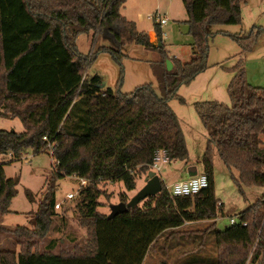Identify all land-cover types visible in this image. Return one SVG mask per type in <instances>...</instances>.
<instances>
[{
    "label": "trees",
    "instance_id": "16d2710c",
    "mask_svg": "<svg viewBox=\"0 0 264 264\" xmlns=\"http://www.w3.org/2000/svg\"><path fill=\"white\" fill-rule=\"evenodd\" d=\"M124 1L105 0L101 7L97 0H0V64L9 71L5 88H0V118L20 117L25 125L23 132L0 129V157H12L0 163V216L10 212L20 181L7 176L6 163L23 158L29 150H47L51 143L55 174H76L88 180L79 191L77 206L89 223L92 240L86 252L76 254L56 252L51 247L35 249L33 239L47 236L57 214L52 186L40 201L33 226L0 224V234L13 236L20 244V252L0 248V264H143L148 252L158 250L160 238L168 230L172 231L170 236L193 232L180 228L185 221L205 218L215 219L203 231L214 230L215 264H262L264 214L258 215L257 208L264 206V196L239 214V222L223 229L216 226V218L224 212L214 194L215 149L227 168L238 172L233 179L241 191L248 186H264V87L247 80L243 58L231 67L235 71L229 84L231 104L218 100L195 103L208 133L203 164L209 187L198 194L174 198L164 188L148 199L157 198L163 211L136 207L109 217L99 210L100 182L122 180L132 190L136 177L151 169L160 149H165L171 159L189 157L183 126L170 101H185L179 94L181 84L209 66L212 27L240 24L245 0H183L194 39L190 61L169 55L160 26H156L161 40L158 45L148 33L137 29L135 21L122 16L118 10ZM91 30L94 34L106 31L105 37L112 42L115 33H122L135 44L157 50L161 61L153 67L162 94L153 83L124 92L101 88L99 74L85 76L95 54L89 59L80 53L71 37ZM261 33L252 27L245 34L232 36L247 51ZM119 44L100 46L98 51L106 49L120 59L126 54ZM168 59L173 62L172 70L167 68ZM14 62L19 63L15 66ZM27 194L33 199L31 191ZM174 199L180 211L175 209Z\"/></svg>",
    "mask_w": 264,
    "mask_h": 264
},
{
    "label": "rangeland",
    "instance_id": "374dc122",
    "mask_svg": "<svg viewBox=\"0 0 264 264\" xmlns=\"http://www.w3.org/2000/svg\"><path fill=\"white\" fill-rule=\"evenodd\" d=\"M118 11L127 19L135 21L139 30L146 32L155 29V22H158L150 18V15L158 12L160 15L168 16L170 22L162 28L164 44L168 50H171L172 57L177 54L184 60H191L193 55H187V50L193 38L186 22L188 13L183 0H125ZM252 27L261 29L262 33L250 50L243 51L231 34H245ZM212 29L214 35L209 43L208 70L195 88H193V84L182 86L180 93L185 94L187 104H182L178 99L170 101L182 119L189 157L186 160L172 159L162 166L159 174L164 181V188L166 184L187 177V165L196 164L199 166L200 172L204 171L203 157L208 145V133L193 102L208 99L231 104L229 84L235 75V71L231 67L237 65L240 58H243L244 61L247 80L255 86L264 87V0H245L242 4V22L240 24L217 25ZM105 33H102L101 30L95 35L84 33L81 36L80 50L89 56L95 54V58L88 66L87 74L98 73L103 77L107 88H120L124 92L133 90L138 84L152 82L157 92L162 94L158 77L150 64L155 54L145 47L133 43L125 34L117 32L116 35L115 33V39L112 42L113 40L109 41V38H105ZM100 39H106L104 45H112V47H115V43L118 47L117 44L120 42L121 51L128 56L116 59L106 49L98 51L103 44H100ZM18 63L14 62L13 65L16 66ZM7 71L8 68L0 64V88L6 86ZM8 116L0 118V129H14L17 132L25 130V125L20 117ZM10 159H12L11 155H2L0 163ZM55 165L56 158L50 149L41 152L29 150L23 158L13 159L12 162L6 163L7 176L18 177L20 181L17 185L18 193L11 202L10 212L0 216V224L33 226L35 212L39 209L40 201L46 194L49 195L53 186L56 200L62 203V208H55L57 214L47 236L33 239L34 242H37L35 249L43 251L51 247L56 252L70 254L86 252L92 242L89 223L85 222L78 209V195L74 198L67 197L69 192L77 193L79 191L82 179L76 174L57 176L54 172ZM212 165L215 198L218 200L219 208L224 212V215L219 213L216 218V226L218 229H223L226 225L231 224V216L238 215L262 199L264 186H248L244 192L241 191L233 179V175L238 176V172L227 168L216 149L213 151ZM140 166L141 164L134 169H138ZM148 171L136 177V187L132 190L127 189L122 180L100 182L99 188L102 190V194L99 198L101 201L99 210L109 215L113 214L114 207L118 203L128 202L144 186ZM28 190L33 193V199L28 196ZM150 197L142 200L136 207H141L144 210L163 211L157 198L148 200ZM219 201L223 202L224 206ZM174 206L180 211L177 199H174ZM257 212L262 216L264 206L260 205ZM213 221H215L214 218L185 221L180 230H192L193 232L179 235L170 236L172 231L168 230L160 238L156 263L162 264L163 261H167L168 264H215L218 260V253L214 230L211 229L206 234L203 232L212 226ZM0 248L16 249L20 252L18 240L6 234H0ZM203 259H206L205 262L201 261ZM154 260L153 255L149 256L148 264H154ZM262 264H264V257Z\"/></svg>",
    "mask_w": 264,
    "mask_h": 264
},
{
    "label": "built area",
    "instance_id": "2783aa9c",
    "mask_svg": "<svg viewBox=\"0 0 264 264\" xmlns=\"http://www.w3.org/2000/svg\"><path fill=\"white\" fill-rule=\"evenodd\" d=\"M150 18L155 19L159 22L160 25L162 26H167L170 22V19L168 16L165 15H160L158 12L153 13L150 15ZM48 149L53 152V146L51 143L48 144ZM172 159L167 155V152L165 149H160L154 158V162L151 165V169L157 171H161L162 166L165 163L170 162ZM82 179V186L80 187L79 191L83 186H85L88 182L87 179L81 178ZM209 187V177L207 173L203 172H198L195 175H191L188 178L178 180L176 182H173L171 184H166L165 188L167 191L170 193L171 197H184L188 195H194L198 194L204 189H207ZM79 191L77 193L75 192H69L67 194L68 198H74L79 194ZM221 204V203H220ZM56 209L62 208V203L57 201L55 204ZM231 224H235L240 221L239 219V214L236 216H231ZM243 225H247L246 221L242 222Z\"/></svg>",
    "mask_w": 264,
    "mask_h": 264
},
{
    "label": "crops",
    "instance_id": "0c3cea01",
    "mask_svg": "<svg viewBox=\"0 0 264 264\" xmlns=\"http://www.w3.org/2000/svg\"><path fill=\"white\" fill-rule=\"evenodd\" d=\"M104 1L105 0H97V2L101 5V7H103L104 6ZM122 15V14H121ZM123 16V15H122ZM166 16V15H165ZM125 17V16H124ZM126 18V17H125ZM127 19V18H126ZM188 19V18H187ZM129 20V19H128ZM156 21V20H155ZM187 21V20H186ZM160 26L161 27V30H162V28H164V26H162V25H160L159 24V22H155V26ZM137 29H138V27H137ZM139 30V29H138ZM140 31H142V30H140ZM143 32H146V31H143ZM84 33H86V34H91V35H93L94 34V31L93 30H91V31H81V32H78V33H75L74 35H72V37H71V41H72V43H74V44H76V46H77V49L79 50V52L80 53H82L83 55H85V56H88V58L90 59L91 58V56H89V54H87V53H84L83 51H81L80 50V48H79V45H80V43H81V36L84 34ZM146 33H148V35H149V37H150V40L153 42V43H155V44H158V45H160V39L158 40V38H160L159 36H158V33H157V28H155V29H151V30H149L148 32H146ZM95 35V34H94ZM231 35H233V34H231ZM106 39H108L107 37H105ZM193 38V37H192ZM106 39H100V44L101 43H103L102 44V46L104 45V44H106ZM109 41H111L110 39H109ZM193 41H194V39H193ZM193 41L190 43V47H189V49L187 50V55H190V56H192L193 55V52H194V49H193V46H192V43H193ZM134 43V42H133ZM164 43V42H163ZM165 45V44H164ZM104 46H106V45H104ZM144 47V46H143ZM146 48V47H145ZM147 50H149V51H152L155 55H154V57H153V59L150 61V64H151V67L153 68V70H154V67H153V65L156 63V62H160L161 61V56H160V54H159V52L157 51V50H154V49H148V48H146ZM165 50H167L168 51V53H169V55L172 57L173 55L171 54V50H168L167 49V47H166V45H165ZM110 52V51H109ZM91 55V54H90ZM93 55V54H92ZM126 56H128L127 54H126ZM174 57H177V58H179V59H181V60H183V61H190V60H184L183 58H181L180 56H178L177 54H174ZM95 58V55L92 57V60L90 61V63L93 61V59ZM90 65V64H89ZM208 70V68L205 70V71H203V72H201V73H199L195 78H193L191 81H189V82H187V83H183V84H181V86H180V88H179V94L185 99V101L184 102H182L179 98H174V99H178L180 102H182V104H187V99H186V96H185V94H183V93H180V91H181V88H182V86L183 85H187V86H191L192 84V86H193V88H195L196 86H197V84H198V82L200 81V80H202V76L206 73V71ZM154 73H155V71H154ZM87 74V71H86V73H85V75ZM96 74H98V73H96ZM94 75V74H93ZM100 75V74H99ZM86 76H92V75H89V74H87ZM101 76V75H100ZM102 77V76H101ZM102 79H103V77H102ZM145 83H152V82H144V83H141V84H138L137 86H139V85H142V84H145ZM137 86H135V88L137 87ZM104 88H107L106 86H104ZM134 88V89H135ZM133 89V90H134ZM132 91V90H131ZM125 92H130V91H127V90H125ZM206 100H208V99H206ZM198 101H204V100H196V101H194L193 102V105H194V107H195V103L196 102H198ZM195 110H196V107H195ZM197 112V111H196ZM177 113V112H176ZM178 114V113H177ZM198 114V113H197ZM179 116V115H178ZM199 116V115H198ZM200 118V117H199ZM179 119H180V121H181V124H182V119L180 118V116H179ZM201 120V119H200ZM202 122V121H201ZM183 126V125H182ZM183 129H184V127H183ZM191 165H196V164H190V165H187V173H188V168H189V166H191ZM197 166V170H198V172H200L199 171V166L198 165H196ZM197 172V173H198ZM190 175L188 174V176L187 177H185V178H188ZM185 178H182V179H185ZM179 180H181V179H179ZM178 181V180H177ZM176 182V181H175ZM221 204H223V206H224V203L223 202H221V201H219ZM240 214V213H239ZM214 222V221H213ZM187 224H189V223H187ZM186 224V225H187ZM157 252H158V250H154V251H150V252H148L147 254H146V256H145V259H144V262H143V264H148V259H149V256H151V255H153V257H155V260H154V264H157L156 263V259L158 258V256H157Z\"/></svg>",
    "mask_w": 264,
    "mask_h": 264
},
{
    "label": "water",
    "instance_id": "95a60500",
    "mask_svg": "<svg viewBox=\"0 0 264 264\" xmlns=\"http://www.w3.org/2000/svg\"><path fill=\"white\" fill-rule=\"evenodd\" d=\"M161 44V40H160ZM167 68L168 70H172L173 68V62L171 59L167 60ZM101 88L105 86V82L103 81L100 85ZM197 166L191 165L188 168V174L195 175L197 174ZM164 188V181L162 180L161 175L153 170L150 169L145 177V184L144 186L128 201H121L114 207V212L111 215H108L109 217H113L114 215H118L122 212L127 211L129 208L136 207L142 200L149 196H154L163 191Z\"/></svg>",
    "mask_w": 264,
    "mask_h": 264
}]
</instances>
